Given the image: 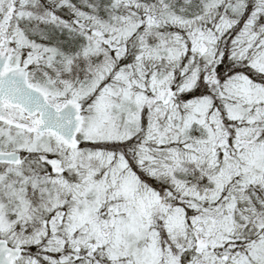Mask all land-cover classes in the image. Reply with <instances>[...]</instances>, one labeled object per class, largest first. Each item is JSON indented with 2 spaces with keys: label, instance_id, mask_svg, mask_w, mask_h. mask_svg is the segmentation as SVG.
I'll list each match as a JSON object with an SVG mask.
<instances>
[{
  "label": "snow or ice",
  "instance_id": "obj_1",
  "mask_svg": "<svg viewBox=\"0 0 264 264\" xmlns=\"http://www.w3.org/2000/svg\"><path fill=\"white\" fill-rule=\"evenodd\" d=\"M0 264H264V0H0Z\"/></svg>",
  "mask_w": 264,
  "mask_h": 264
}]
</instances>
